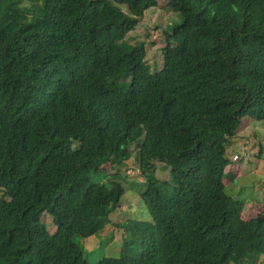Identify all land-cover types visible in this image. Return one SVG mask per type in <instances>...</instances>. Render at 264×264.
<instances>
[{
  "label": "trees",
  "instance_id": "obj_1",
  "mask_svg": "<svg viewBox=\"0 0 264 264\" xmlns=\"http://www.w3.org/2000/svg\"><path fill=\"white\" fill-rule=\"evenodd\" d=\"M156 3L42 0L27 14L0 0V264H90L76 238L110 222L125 181L95 174L94 159L120 165L130 148L151 221L118 223L120 255L96 264L264 255V210L242 219L223 184L229 139L264 121V0H167L179 20L153 72L125 36ZM155 162L170 181L150 175Z\"/></svg>",
  "mask_w": 264,
  "mask_h": 264
},
{
  "label": "rangeland",
  "instance_id": "obj_2",
  "mask_svg": "<svg viewBox=\"0 0 264 264\" xmlns=\"http://www.w3.org/2000/svg\"><path fill=\"white\" fill-rule=\"evenodd\" d=\"M27 13L34 7H39L42 0H15ZM156 6L145 10L143 17L133 30L125 36L130 43L143 41L145 43V61L151 71L155 72L162 67L161 48L164 44V31L179 20L167 4V0H156ZM119 7L127 11L126 5ZM224 57L231 60L233 50L227 48ZM234 137L226 145V156L229 163L225 166L223 184L226 194L242 202L241 218L249 219L264 210V121L247 117L243 121ZM134 148H130L129 157L121 164L109 159L95 158V174H112L119 172L124 176L121 181L124 194L121 196L116 209L109 214L110 222L103 228L86 238H76L81 246L85 258L90 264H96L103 257H118L126 238V231L118 223L125 220L151 221V215L145 206L140 192L144 189L143 181L138 168V159ZM156 170L151 176L159 180L170 181L169 167L155 162ZM101 179L103 175L100 176ZM103 181V180H101ZM41 222L49 231H53L54 224L51 216L44 212ZM233 264V263H230ZM243 264H264V255L254 262Z\"/></svg>",
  "mask_w": 264,
  "mask_h": 264
}]
</instances>
